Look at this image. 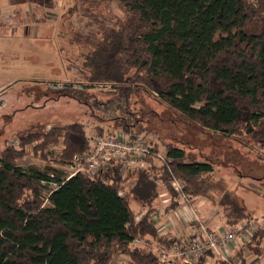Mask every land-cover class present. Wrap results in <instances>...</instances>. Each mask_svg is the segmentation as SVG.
<instances>
[{
	"label": "trees",
	"instance_id": "trees-1",
	"mask_svg": "<svg viewBox=\"0 0 264 264\" xmlns=\"http://www.w3.org/2000/svg\"><path fill=\"white\" fill-rule=\"evenodd\" d=\"M119 3L125 18L96 40L87 38L90 49L81 53L84 77L113 82V88L71 92L98 119L95 133L154 137L141 107L151 106L145 101L150 96L190 125L264 149V0ZM18 140L19 147L0 151V264H111L117 254L126 255L127 264H166L157 249L134 242L154 239L159 248L177 240L161 235L153 216L163 190L169 196L166 212L181 205L175 179L189 198L207 199L227 225H257L246 240L239 231L229 261L216 258L217 264H249V254L264 257V226L239 194L242 182L233 189L224 177L215 179L216 164L185 148L168 143L166 160L156 164L148 157L145 167L131 171L113 163L107 181L78 173L46 199L41 180L48 170L57 177L60 170H26L18 161L31 151L47 158V148L61 143L60 162L69 163L89 149L88 129L82 122L49 130L42 125L23 130Z\"/></svg>",
	"mask_w": 264,
	"mask_h": 264
},
{
	"label": "rangeland",
	"instance_id": "rangeland-1",
	"mask_svg": "<svg viewBox=\"0 0 264 264\" xmlns=\"http://www.w3.org/2000/svg\"><path fill=\"white\" fill-rule=\"evenodd\" d=\"M125 16L119 0H0V151L7 145L19 147L18 134L30 127L43 125L49 130L54 126L82 122L88 135L95 134L94 127L100 123L88 105L72 97V89L55 90L54 83H80L84 86L77 90L91 93L111 91L95 86L98 81L84 77L81 53L90 49L87 38L96 40L107 27H114L118 19L123 20ZM140 101L143 103L144 99ZM145 101L151 105H141L145 117L149 118L147 131L155 138L148 136L159 143L161 152L166 155V145L174 143L194 158L215 163V179L224 177L233 189L242 182L238 192L257 217L255 221L264 226V198L252 192L257 190L264 194V149L257 144L246 145L247 140L243 138L224 139L190 125L165 109L156 97H146ZM27 148L31 151L32 145ZM61 149V143L50 145L46 150L47 158L41 152L31 151L18 161L19 165L41 172L53 166L61 175H66L69 164L60 162ZM50 172L53 170H48L47 174ZM242 176L248 178L241 180ZM162 192L160 202L165 207L169 196L165 190ZM42 195L46 198L47 187ZM193 201L200 203L199 209L208 204L212 219L222 221L220 226L212 227L198 212L197 204L198 214L210 229L237 228L227 225L225 217L207 199L197 197ZM192 204L190 202L187 207ZM132 206L139 209L140 203L135 200ZM180 207L189 209L184 205ZM170 215L162 212L159 218L169 220ZM193 225L196 228V224ZM156 248L155 242L150 249ZM249 260L250 264H264V257L253 254ZM128 261L126 255L117 254L111 264H127ZM210 261L217 264L215 260Z\"/></svg>",
	"mask_w": 264,
	"mask_h": 264
},
{
	"label": "built area",
	"instance_id": "built-area-1",
	"mask_svg": "<svg viewBox=\"0 0 264 264\" xmlns=\"http://www.w3.org/2000/svg\"><path fill=\"white\" fill-rule=\"evenodd\" d=\"M54 84L55 90H77L84 86L76 82ZM94 85L110 90L113 88L114 83L97 82ZM88 141L89 149L73 156L71 162L68 163V173L66 175L57 177L54 172H50L45 179L41 180V184L47 187L46 198L78 173H88L92 177L107 181L106 178L109 176L110 166L113 163H116L123 172H126L145 167L148 157H154L155 161L166 160V155L161 152L159 147L157 150V143L148 135H128L123 131H116L110 135L95 133L88 135ZM174 186L179 193L181 205L187 207L193 201V198H189L182 192L181 181L175 179ZM191 210L192 217L190 221L196 224L195 234L189 237H178L170 247L159 246V248H156L159 260L166 264H198L200 259L208 264L210 256L228 262V249H231L232 244H237L236 236L239 231H241L243 239L246 240L257 227L256 224H253L249 226L240 225L238 229L211 230L208 223L198 214L196 207L192 206ZM156 219V214H154V220ZM148 240L136 238L134 243L145 244L152 248V244H155L156 240L153 239L151 242H148Z\"/></svg>",
	"mask_w": 264,
	"mask_h": 264
},
{
	"label": "crops",
	"instance_id": "crops-1",
	"mask_svg": "<svg viewBox=\"0 0 264 264\" xmlns=\"http://www.w3.org/2000/svg\"><path fill=\"white\" fill-rule=\"evenodd\" d=\"M167 194V193H166ZM162 195H163V192H162ZM161 195V196H162ZM168 196V194H167ZM195 201V200H194ZM192 201V205L194 207H197V204H198V212L200 214H202V216L208 221V223L212 226V227H217L218 225L220 226V224L222 223L219 222L217 219H212V217L210 216V213H209V209L207 208L208 207V204L207 206H203L201 209L200 208V203L199 202H194ZM134 202V201H133ZM163 202H160L159 204V212L156 214V217L157 219L155 220V223L157 224L158 222H160L157 227H158V231L161 235H164V236H169L170 238H178V237H189L190 235H194L195 234V228H194V225L193 223L190 221L191 220V217H192V210H191V207H187L189 208L188 210H184L181 209V207L179 206L176 210L174 211H171V212H166L165 211V207H163L161 204ZM164 205V204H163ZM167 205V204H166ZM165 205V206H166ZM135 206V204H134ZM137 210V213L141 210L140 208L139 209H136ZM141 212V211H140ZM162 212H164V214H171L168 219L170 220H167V218H162L160 219L159 218V215L162 214ZM212 213V211H211ZM214 213V212H213ZM212 213V214H213ZM214 214H217V213H214ZM141 215V214H140ZM209 217H206L208 216ZM154 216V215H153ZM140 217V216H139ZM178 225V226H177ZM212 230H217V229H213L211 228ZM153 241V239H149L148 242H151ZM234 252H236V249L234 250ZM249 257L251 256L250 254L248 255ZM209 259H212L213 261L216 259L215 257H212L210 256ZM208 264H212V261H210ZM250 264V263H249Z\"/></svg>",
	"mask_w": 264,
	"mask_h": 264
}]
</instances>
